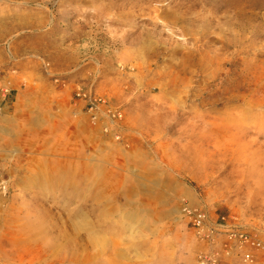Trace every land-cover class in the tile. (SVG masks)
I'll use <instances>...</instances> for the list:
<instances>
[{"label": "bare ground", "instance_id": "1", "mask_svg": "<svg viewBox=\"0 0 264 264\" xmlns=\"http://www.w3.org/2000/svg\"><path fill=\"white\" fill-rule=\"evenodd\" d=\"M16 4L37 6L39 9L34 12L40 16L39 21L46 22L48 5L43 0H17ZM152 12L150 26L165 28L179 49L165 55L161 52L166 57L162 63L158 62L161 54L156 49H145L137 55L132 71L121 73L126 77L124 84L123 80H111L115 85L111 89V106L97 114L112 120L109 127L104 123L92 128L81 113L73 110L57 114L63 120L61 124L52 113L30 120L46 128L49 159L40 174L28 176L19 172L24 151L18 146L4 151V158H13L14 166H0L8 175L12 172L10 180L0 179V232L6 233L0 238L1 264H174L170 249L180 239L184 225L180 217L177 223L163 221L180 213L181 190L165 171L155 172L141 159H148L145 149L156 157L158 149L153 145L163 135L168 118L173 112H184L188 104H196L193 113L204 126L206 133L200 134L201 140L210 136L227 151L240 149L241 161L248 166L243 172L253 177V173H259L257 186L264 194V171L254 167L258 164L256 157L264 156V148L260 147L259 156L252 151L253 142L244 143L251 128L264 132V48L261 51L245 46L249 37L237 33L248 22L252 25L248 14H237L245 18L240 23L237 18L227 20L238 30L216 33L215 41L221 42L222 47L213 51L209 28L220 25L215 13L159 14L156 9ZM57 18L52 17L51 27L44 35L57 27ZM214 18L218 22L211 21ZM261 19L264 21V15ZM121 67L128 69L122 63ZM222 72L221 87L211 84ZM25 80L30 82L31 78ZM198 80L201 87H195ZM209 87L213 93L204 94ZM30 95L20 91L15 114L4 117L2 122H15ZM123 102L131 105L133 112V117L126 118V128H122L124 116L118 111ZM93 121L96 123V118ZM8 132L13 137L12 131L1 125V134ZM106 132L105 159L89 157L92 140L100 141ZM55 138L87 154L80 162V172L54 171L50 145ZM152 165L161 167L155 162ZM10 192L13 201L6 206ZM189 200L191 207L202 204L194 194H189ZM158 204L168 210L154 209ZM7 247L11 249L9 253ZM185 264L191 261L187 259Z\"/></svg>", "mask_w": 264, "mask_h": 264}, {"label": "rangeland", "instance_id": "2", "mask_svg": "<svg viewBox=\"0 0 264 264\" xmlns=\"http://www.w3.org/2000/svg\"><path fill=\"white\" fill-rule=\"evenodd\" d=\"M16 1L0 0L3 11L0 14V166H14L13 158H4V151L18 146L24 151L18 169L22 175L43 173L48 166L46 128L30 123V120L49 113L58 117L63 110H73L81 113L92 128L104 123L109 127L112 120H108L105 114H97L111 106V89L115 86L111 80L117 83L123 80L121 83L124 84L126 77L121 73L132 71V65L138 61L137 55L144 53L145 49H156L161 54L160 63L166 59L161 52L165 55L179 49L165 28L150 26L152 10L156 9L159 14L215 13L220 18V25L209 28V38L214 40L211 43L213 51L222 47L221 42L215 41L216 33L237 29L227 20L237 18L240 23L245 18L237 14H248L252 25L248 22L237 33L249 37L245 46L261 51L264 48V21L261 19L264 0H72L60 4L59 0H43L45 6L48 5L47 19L43 24L34 12L39 9L37 6L31 4V8H27L19 6ZM54 15L58 17L57 27L44 35L51 27ZM251 16H256L254 21ZM211 21L216 23L218 19ZM244 30H247L246 35ZM121 63L128 69L124 70ZM222 74L211 84L221 87ZM26 77L31 81L27 82ZM201 85L198 80L195 87ZM20 91H28L31 95L15 122L5 124L2 119L15 114L14 105ZM213 91L209 87L203 93L207 95ZM143 102L145 99L142 98ZM195 105L188 104L184 112H173L160 140L153 145L158 149L156 157L145 149L148 159H141L153 171H165L181 190L180 213L163 221L177 223L180 217L184 225L179 232L180 239L173 242L170 249L173 263L185 264L188 259L191 264H201L215 258L219 264H264V194L260 192V185L257 186L260 175L253 173V177L249 172H243L248 166L241 161L240 149L228 148L227 151L209 134V139L201 140L200 134L206 132L195 118ZM118 108L124 116L122 128H126V118L133 117L132 106L123 102ZM220 109L224 110L223 107ZM57 122L61 124L63 120L58 117ZM1 125L12 131L13 137L9 132L2 135ZM107 139L106 132L100 141L92 140L90 147L93 150L88 156L104 160L108 151ZM246 141L253 142L252 151L260 156V147L264 148V132L257 127L251 128L245 144ZM50 148L54 161L50 164L53 163L55 172L75 174L81 171L83 163L80 162L87 154L81 153L76 146L69 148L63 140L56 138ZM256 159V171H264V156ZM154 162L161 167L158 169L152 165ZM10 173L8 175L1 168L0 179L10 180ZM189 194L197 196L202 204L191 207ZM12 201L10 192L5 205L12 204ZM154 209L168 210L159 204ZM186 209L204 215L201 228L191 222ZM244 233L260 240L262 247L243 244L239 236ZM4 234L0 232V238ZM6 250L11 251L9 247ZM246 254L252 255V262L245 261ZM2 262L0 258V264Z\"/></svg>", "mask_w": 264, "mask_h": 264}, {"label": "built area", "instance_id": "3", "mask_svg": "<svg viewBox=\"0 0 264 264\" xmlns=\"http://www.w3.org/2000/svg\"><path fill=\"white\" fill-rule=\"evenodd\" d=\"M91 99V98H90ZM2 184L0 183V189H1ZM187 215L189 216L191 222H193L198 228H201L203 226L205 217L203 214H201L200 212H195V211H191L189 209L185 210ZM241 242L245 245L251 246V247H257L260 248L262 247V242L260 240H258L256 237L251 236L250 234H240L239 236ZM253 257L251 254H246L245 255V261L246 262H252ZM201 264H219L218 260H216L215 258H210L208 260H205L204 262H202Z\"/></svg>", "mask_w": 264, "mask_h": 264}]
</instances>
